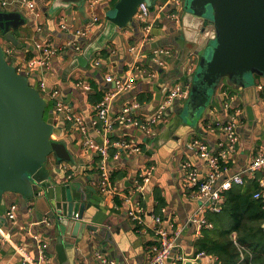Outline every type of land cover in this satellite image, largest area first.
Listing matches in <instances>:
<instances>
[{"label": "crops", "instance_id": "0c3cea01", "mask_svg": "<svg viewBox=\"0 0 264 264\" xmlns=\"http://www.w3.org/2000/svg\"><path fill=\"white\" fill-rule=\"evenodd\" d=\"M0 7L20 15L25 20L17 30L11 33L18 41L19 46L1 37L3 47L11 46L14 51L24 59L25 63L39 55L36 50L38 42H47L54 48V54L45 68H35V75H41L47 88L56 89L59 93L61 104L71 108L73 114L83 119L90 135L100 140L99 129L92 127L96 112L88 103V94L75 87L77 81L100 82L103 88L109 85L104 82L107 74H112L118 79L131 75L134 79L133 88L115 98L109 104L112 113H116L124 104L136 100L140 107L137 111L139 120L152 114L163 98L169 87L185 83L184 58H182V44L177 39L178 24L170 20L164 13H150L149 21L153 23V40L145 44L138 52V57L129 53L130 47H139L142 40L141 25L127 27L118 32L122 51L119 46L109 40L102 49L107 48L111 53L107 60H103L97 51L88 59L90 70L77 66L68 71L69 67L78 56L95 43L101 36L104 26V8L107 3H100L92 14L98 16V21L78 42L79 52L74 51L65 43L71 39L74 30L82 29L89 22L90 14L87 9L74 8L73 10H59L54 16L46 10L50 2L33 0L35 8L41 13L35 21L32 13L27 11L25 5L6 0ZM112 3L113 0L109 1ZM46 4V5H45ZM159 5L155 4V7ZM46 8V9H45ZM46 13V14H45ZM69 24L68 30H60L59 23ZM16 48V50H15ZM169 49V55L163 57L162 66L153 62V49ZM12 59V58H11ZM100 60L101 66H96L95 61ZM14 61V59H12ZM142 63V64H139ZM261 86V89L258 87ZM142 96V101H138ZM188 98V97H187ZM187 99L175 100L168 110L165 119L158 124L150 137L140 134L136 129H122L115 122L110 136L113 141L131 139L139 143L141 153L128 155L121 153L118 160L108 157L107 166L114 174L112 178L115 194L105 195L98 187V171L93 154H85L80 147V140L72 123L66 121L62 138L66 141L67 151L73 157V164L61 162L56 167L53 159L48 161V170L52 175L54 188L70 186V194L83 198L84 210L81 219L69 218L62 235V245L58 243L61 236L56 226L51 223H38L43 213L34 203L24 204L22 199L14 195L0 196V264H20V258L15 252V246H24L33 256L38 255V248L46 245L43 252L44 264H100L97 254L114 261L116 264H147L151 251L147 244L156 242L151 229L141 230L135 221L128 215V210L133 204H138L142 210V218L152 226L151 216L154 210V196L163 199L161 209L162 220L167 228L172 225L178 234V254L185 260L180 264L191 261L198 264H211V259L203 255L199 259L191 260L198 253L195 252L194 242L201 232H197L187 220L195 208L202 204L196 196L195 190L188 187L187 171L183 168L185 163L194 168L200 178L208 173V166L194 148L190 147L193 140L206 143L213 152L218 151V144L225 140L222 126L234 118L238 143L235 152L229 155V165L226 172L217 178L215 187L230 176L242 172L258 155H264V79H255L245 88L231 85H221L218 93L203 114L202 118L194 121L189 126L176 124L178 111L185 105ZM171 110V111H170ZM54 107L51 115L53 125L60 127L58 115L55 118ZM206 121H209L207 124ZM147 138H150L148 141ZM224 164V165H226ZM153 167L152 176L148 184H141L142 171ZM257 175V174H255ZM255 175H244V188H250ZM261 175V174H260ZM57 197L60 198V192ZM57 203V201H56ZM60 205V202L58 203ZM16 206L15 219L8 221L5 212ZM45 213V212H44ZM159 217V216H158ZM161 218V217H160ZM80 223L81 227L74 231V224ZM89 226L82 231V225ZM29 230V232H28ZM89 230V231H88ZM8 234L9 237H5Z\"/></svg>", "mask_w": 264, "mask_h": 264}, {"label": "water", "instance_id": "95a60500", "mask_svg": "<svg viewBox=\"0 0 264 264\" xmlns=\"http://www.w3.org/2000/svg\"><path fill=\"white\" fill-rule=\"evenodd\" d=\"M88 2L51 0L48 9L50 12L77 7L87 9ZM155 2L118 0L114 6L107 4L103 11L105 26L101 36L73 61L68 71L77 66L90 70L88 59L109 40H113L122 51L118 32L137 27L139 23L134 15L138 6L145 3L152 13ZM109 10L112 12L108 13ZM24 22L20 15L2 11L0 7V196L14 195L24 204L34 203L43 213L37 224L56 226L61 234L58 243L62 245L63 241L66 242L62 235L69 218L74 214H78V219L82 218L84 204L81 201L84 199L71 195L68 185L54 188L48 161L53 158L58 167L63 161L71 166L74 159L67 151L65 139H60L63 126L55 128L53 116L44 119L46 101L34 87L38 77L18 72L9 64L1 45L3 37L19 46L11 30H17ZM175 23L179 26L177 39L182 44L185 83L189 85V95L178 111L176 124L189 126L193 120L202 118L221 85L245 88L257 78L264 79V0H184L179 21ZM192 63H195L196 70L190 77L186 74V67ZM80 225L75 223L74 231ZM85 228L90 229L83 224L82 231ZM186 264L198 263L188 261Z\"/></svg>", "mask_w": 264, "mask_h": 264}, {"label": "built area", "instance_id": "2783aa9c", "mask_svg": "<svg viewBox=\"0 0 264 264\" xmlns=\"http://www.w3.org/2000/svg\"><path fill=\"white\" fill-rule=\"evenodd\" d=\"M11 2L21 3L25 5L27 11L32 13L33 19L37 21L40 18L41 13L35 8V3L33 0H10ZM45 1V0H40ZM110 0H89L87 4V10L90 14L97 10L100 3L109 4ZM6 0H1V5L6 4ZM182 5L180 0H165V2H160L159 5L155 7V12L158 14L164 13L167 18L177 22L179 21V10L181 11ZM149 9L145 3H141L134 15V19L141 25L142 30V40L140 46L130 47L129 53L135 55V59L138 57V52L145 44L152 42L153 40V23L149 21ZM98 21L97 15H90L89 22L82 27V29L74 30L71 34V39H69L65 46H70L74 51L79 52V40L93 27V25ZM69 24L65 22L59 23L58 28L60 30H68ZM3 47V46H2ZM7 59H14L13 65L16 67L17 71L24 72L26 76H32L35 68H45L49 65V60L54 54V48L47 42H38L36 44V50L39 55L32 60L25 63L24 59L20 57L11 46L3 47ZM170 50L165 48H155L153 49V62L158 66H162L163 57L169 55ZM137 60V59H136ZM96 66H101L100 60L94 62ZM193 63L186 67V74L189 76L193 72ZM35 82L36 89L40 91L43 95L44 100H51L55 102L54 112L61 119L66 122H71L72 127L76 129L80 140L81 150L86 154H93L99 158L100 162L97 165L98 171V187L101 193L105 195L115 194L111 181V171L107 166V160L109 157V148L113 146L116 149V153L111 159L118 160L121 153H127L128 155H137L141 153L140 144L131 139H121L117 141H112L110 139V134L113 131V124L117 122L122 129H136L140 134L145 136H151L154 133L155 128L161 123L168 113V110L173 106L175 100L187 99L189 95V85L187 83L173 85L168 88L163 94V98L157 105L156 110L150 114V116L139 120L137 111L140 107L136 100H132L129 103H124L118 111L114 114L109 109V104L115 98L129 92L133 88L134 79L131 75L124 77L123 79H118L112 74H107L104 77V82H106L109 87L105 91V94L101 100L93 109L96 112L97 118L101 122V129L99 130L100 140L96 141L91 135L88 127L84 124L82 118L75 116L71 108H68L65 104H61L58 96V91L56 89H49L45 81L41 78V75L37 76ZM75 87L84 90L85 92H90L91 87L88 82L77 81ZM261 89V86L258 87ZM96 120L92 122V127H96ZM55 127V126H54ZM60 129L58 127H55ZM64 128V127H63ZM222 130L225 134V140L218 144V151L215 153L213 150L204 142L199 140H193L190 143V147L194 148L198 153L200 159L205 161L208 166V173L200 178L194 168L189 164L185 163L183 168L187 171V184L188 187L192 188L196 192V196L202 200V204L197 206L192 214L188 217L187 222L193 225L195 230L199 233L203 229L212 228V224L206 219L205 214L207 211L217 213L220 210L221 204V194L229 189L231 185L244 186V175L250 174H261L258 178V188L259 191L253 196L254 199H259L264 197V155H256L250 164L240 173L234 174L227 178L224 182L215 187L217 178L222 172H226L227 168L222 167L221 164H226L229 162V155L235 152L238 136L236 133V121L234 118H230L222 126ZM63 136V130L60 139ZM153 167L149 166L145 168L140 176L141 184H148L152 176ZM16 206H11L5 212V218L8 221H13L15 219ZM127 215L135 221V223L140 226L141 230L151 229L156 238V246L151 248V257L147 264H175L176 261L185 260L178 254H175L177 249V238L178 234L173 230L172 225L169 228L164 226L162 218L158 216H151L152 226L151 228L145 220L142 218V210L138 207V204H133V206L128 210ZM73 219H78V214H74ZM5 237H9L5 234ZM43 245L38 248V255L33 256L29 250L24 246H15V252L20 258V264H44L45 255ZM203 256V253H198L191 260L199 259ZM96 257L101 261V264H116L114 261L104 258L101 254H97ZM181 262V261H180ZM211 264H220L215 259Z\"/></svg>", "mask_w": 264, "mask_h": 264}, {"label": "trees", "instance_id": "16d2710c", "mask_svg": "<svg viewBox=\"0 0 264 264\" xmlns=\"http://www.w3.org/2000/svg\"><path fill=\"white\" fill-rule=\"evenodd\" d=\"M117 1L110 2L111 6H114ZM109 50L105 48L99 51L100 58L107 60L111 53ZM7 60L9 64L13 65L11 58ZM36 73L33 72L31 77L36 78ZM89 84L91 91L88 94V103L94 108L101 102L107 88H103L100 82L93 80L89 81ZM34 87H37L36 84ZM36 90L43 97L38 88ZM137 99L141 102L142 96H138ZM45 101L44 119L49 120L52 117L51 113L55 102L47 99ZM95 120L96 127L100 130L101 122L97 116ZM65 124L63 121L60 122V126L64 127ZM110 139L113 141L114 138L110 136ZM140 147L142 146L140 145ZM115 151L116 149L111 146L109 156L111 157ZM95 162L97 167L100 162L99 158H96ZM221 166L228 168L229 165L221 164ZM259 177L260 174L254 176L250 188L231 185L221 194L219 212H206L205 217L212 224V228L201 231L199 238L193 244L196 253H203L211 259V262L215 259L220 264H264V197L253 198L254 194L259 191L257 182ZM112 178H114V174H111V181ZM154 201L152 214L162 218L163 199L155 195ZM156 245L155 242L147 244V250L151 251V248ZM175 264H180V261H176Z\"/></svg>", "mask_w": 264, "mask_h": 264}, {"label": "rangeland", "instance_id": "374dc122", "mask_svg": "<svg viewBox=\"0 0 264 264\" xmlns=\"http://www.w3.org/2000/svg\"><path fill=\"white\" fill-rule=\"evenodd\" d=\"M160 2H162V1H160V0H156V2H155V4H159ZM183 2H184V0H180V4L181 5H183ZM4 11L6 10V9H3ZM48 11H49V9H47L46 10V12L48 13ZM112 12V10H109L108 11V13H111ZM52 14H49V16L50 17H52V16H54L56 13H57V11L55 12V11H53V12H51ZM179 13H180V10H179ZM193 72H192V74L190 75V77H192V75H193V73H194V71L196 70V68H195V63H193ZM40 203H43V201H41ZM40 206L44 209V205L43 204H40Z\"/></svg>", "mask_w": 264, "mask_h": 264}, {"label": "flooded vegetation", "instance_id": "af4514ba", "mask_svg": "<svg viewBox=\"0 0 264 264\" xmlns=\"http://www.w3.org/2000/svg\"><path fill=\"white\" fill-rule=\"evenodd\" d=\"M1 36V35H0Z\"/></svg>", "mask_w": 264, "mask_h": 264}]
</instances>
